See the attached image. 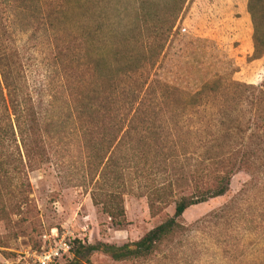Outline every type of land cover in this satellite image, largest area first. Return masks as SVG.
I'll use <instances>...</instances> for the list:
<instances>
[{"label":"trees","instance_id":"1","mask_svg":"<svg viewBox=\"0 0 264 264\" xmlns=\"http://www.w3.org/2000/svg\"><path fill=\"white\" fill-rule=\"evenodd\" d=\"M33 1L0 0V220L29 204V173L51 162L54 139L65 132L91 176L92 204L113 226L124 224L128 191L146 199L151 216L173 205V214L136 242L106 246L115 261L149 258L177 239L187 230L184 212L224 196L234 174L264 176V81L253 85L218 75L188 91L156 77L187 0H170L163 9L147 0H111L110 14L104 5L81 4V63L60 50L53 93L46 96H36L44 90L28 84L5 16ZM246 9L253 61L264 55L263 1L247 0ZM169 167L174 174L161 179ZM221 211L202 219L220 218ZM82 250L90 253L94 246L74 237L69 264H81Z\"/></svg>","mask_w":264,"mask_h":264},{"label":"rangeland","instance_id":"2","mask_svg":"<svg viewBox=\"0 0 264 264\" xmlns=\"http://www.w3.org/2000/svg\"><path fill=\"white\" fill-rule=\"evenodd\" d=\"M110 1L34 0L26 9L11 7L6 12L28 84L44 90H36V96L53 93L55 55L60 50L69 54V61L81 63L79 24L86 17L81 4L91 2L93 9L104 5L110 14ZM147 1L158 3L159 9L170 2ZM246 4L247 0H187L155 67L156 77L188 91L218 75L247 84L263 83L264 55L248 59L252 24ZM52 147L51 162L29 173V204L20 215L0 220V264H29L23 252L35 248L51 228L70 229L80 244L94 246L90 253L82 250L81 264H264L262 174L251 177L238 172L224 196L188 208L181 219L187 230L160 245L149 258L115 261L104 251L106 246L136 242L165 215L171 216L173 205L151 216L146 199L128 191L123 196L124 224L113 226L100 207L92 204L91 176L68 134L56 135ZM172 174L169 167L160 177L170 179ZM221 208L220 218L202 219ZM72 258L66 255L53 264H69Z\"/></svg>","mask_w":264,"mask_h":264},{"label":"built area","instance_id":"3","mask_svg":"<svg viewBox=\"0 0 264 264\" xmlns=\"http://www.w3.org/2000/svg\"><path fill=\"white\" fill-rule=\"evenodd\" d=\"M74 237L70 229L51 228L40 236L38 248H28L23 254L29 260V264H53L56 260L69 255Z\"/></svg>","mask_w":264,"mask_h":264}]
</instances>
